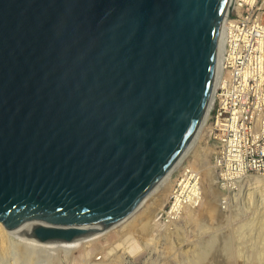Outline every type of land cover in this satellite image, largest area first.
<instances>
[{
	"label": "water",
	"instance_id": "95a60500",
	"mask_svg": "<svg viewBox=\"0 0 264 264\" xmlns=\"http://www.w3.org/2000/svg\"><path fill=\"white\" fill-rule=\"evenodd\" d=\"M232 0H0V224L69 264L179 168L210 117ZM207 118V119H206Z\"/></svg>",
	"mask_w": 264,
	"mask_h": 264
},
{
	"label": "built area",
	"instance_id": "2783aa9c",
	"mask_svg": "<svg viewBox=\"0 0 264 264\" xmlns=\"http://www.w3.org/2000/svg\"><path fill=\"white\" fill-rule=\"evenodd\" d=\"M230 8L209 130L210 166L224 191L264 175V0H232ZM203 178L200 168L182 165L157 221L172 223L187 207H201Z\"/></svg>",
	"mask_w": 264,
	"mask_h": 264
},
{
	"label": "rangeland",
	"instance_id": "374dc122",
	"mask_svg": "<svg viewBox=\"0 0 264 264\" xmlns=\"http://www.w3.org/2000/svg\"><path fill=\"white\" fill-rule=\"evenodd\" d=\"M210 121L209 117L205 128H203L201 135L182 165L191 164L190 166L198 167L203 171L205 187L215 198L213 213H210L209 206L204 204L201 207L193 208L192 219L194 221L186 222L178 219L172 223L162 222L160 223L161 227L154 232L155 235L152 238L149 235L150 233L138 232L140 229L138 223L145 216L139 217L141 219L134 220L130 224L132 227L129 226V228L134 234L140 253L133 257L124 254L122 264H222L221 262L224 260L223 250L219 249L227 242L231 244H227L230 248L232 247L231 249H242L241 252H244V257H241V264H246L247 261L252 263L253 255L249 252V246L255 242L254 232L249 228L245 229L244 226L253 225L255 218L264 210V184L263 186L261 184L242 186L243 183H241L240 190L238 188L235 191H224L217 184L216 177L214 180L210 179V176L211 178L213 176L210 165L215 149V143L209 140ZM180 167L172 172L171 177L173 180L179 174ZM257 175L259 174H251L248 179ZM261 176L264 177V175ZM173 183L172 181L171 184L173 185ZM126 229L128 227L122 230L121 235L117 233L116 229L109 230L98 241L101 239L100 242L106 244L116 242L118 239L125 237L123 233L127 231ZM57 230L59 231L60 228ZM147 230L148 227L142 231L147 232ZM228 234L231 235V239L230 237L226 239L229 236ZM240 236L241 239H239ZM245 237H247V242L244 243ZM108 248L109 246L105 249ZM212 251L215 252H213L214 255ZM203 253H211L212 256L210 254H205V256ZM98 255L99 252H95L92 259L97 258ZM16 258L17 264H29L26 257L19 253H17ZM33 264H48V261L44 258Z\"/></svg>",
	"mask_w": 264,
	"mask_h": 264
},
{
	"label": "bare ground",
	"instance_id": "6f19581e",
	"mask_svg": "<svg viewBox=\"0 0 264 264\" xmlns=\"http://www.w3.org/2000/svg\"><path fill=\"white\" fill-rule=\"evenodd\" d=\"M230 9L231 8H229L228 17H229ZM221 51H222V45H221ZM205 126L206 125H204L203 128H205ZM212 174L213 176L212 178L210 176V179L214 180L216 177L214 171L212 172ZM171 176L172 173L170 172L161 181V183L136 208H134L126 216L120 218L117 221L105 224L95 229H83V231L82 229H80V232L77 235H75L73 238H71L65 245V250L68 255L69 264H122V256L124 254H127L130 257L137 256L140 253V249L135 240L134 234L130 231L129 226L132 227V225L130 224L134 220L141 219L142 217L145 216L138 223V227L140 228L138 232H141L143 234L150 233L149 235L151 236V238L152 236L155 235L154 232L161 227L160 222L157 221L156 216L167 203V199L170 193V188L172 187L171 182L172 181L174 182L175 180V179L173 180ZM248 178L249 176H247L244 179L245 181L243 180L241 182L243 183L242 186L259 185V184L263 186L264 184V177H262L261 175L253 176L251 179ZM205 186L206 184L205 182H203V191H204L203 204L205 206L206 205L209 206V209L211 210L210 213L211 212L213 213L215 198L209 193L210 191H207ZM237 187L239 188V190L241 189V185H238ZM193 210H194L193 208L187 207L183 213V216H181L179 219L185 220L186 222L191 220L194 221V219H192ZM253 222H254L253 225L244 226L245 229L249 228V230L254 232L253 238L255 239V242L249 246L250 248L249 252L253 255L252 263L251 262L248 263L247 261L246 264H264V210L258 214V216L255 218ZM41 226L42 227L45 226L48 228L50 227L70 228L64 226H53L48 224H42L32 221H20L16 224L1 223L0 224V264H17V258H16L17 253L26 257L27 263L29 264L36 263L40 259H44V258H46L48 264H60V259L54 245L49 242H42L35 237L36 229ZM145 226L148 227L147 232L142 231L146 229ZM127 227H128V229H126L127 231L123 233L125 237L118 239L116 242L113 241V243L106 244L104 242H100L101 239L98 241V239L109 230L116 229L117 233L121 235L122 230H125V228ZM228 235L229 236L226 239H228L229 237L231 239V235L230 234ZM245 238L246 240H244V243L247 242V237ZM239 239H241V236ZM217 243L218 242L216 241V244ZM227 244L230 243L227 242ZM227 244L225 243L224 246L219 249V250H223L222 253L224 260L221 263L241 264V257H244L243 254L244 252H241L242 249L239 248L240 250H234L231 249L232 247L230 248V246ZM108 246L109 248L106 250L105 248ZM95 252H99V255L98 257L96 256L97 258L92 259V256ZM213 252L214 251H212V254ZM203 254L205 255L206 253ZM207 254H210L212 256L211 253H207Z\"/></svg>",
	"mask_w": 264,
	"mask_h": 264
}]
</instances>
